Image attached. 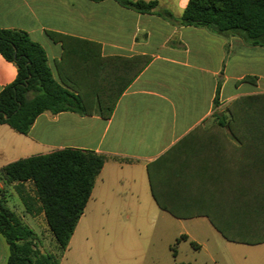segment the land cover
<instances>
[{
  "label": "crops",
  "instance_id": "1",
  "mask_svg": "<svg viewBox=\"0 0 264 264\" xmlns=\"http://www.w3.org/2000/svg\"><path fill=\"white\" fill-rule=\"evenodd\" d=\"M156 1L155 12L139 13L115 0H0V28L23 30L38 43L54 78L62 49L46 31L95 42L101 56L150 57L108 118L44 111L23 137L1 124L6 151L33 149L14 160L64 147L102 154L106 158L88 198L102 203L158 206L148 166L162 204L213 205L222 190L225 202L227 191L231 200L238 163L233 137L218 121L237 96L264 93V46L249 43L240 32L218 34L159 14L166 10L178 18L188 0ZM15 76V65L0 54V91ZM240 159L242 175V152ZM19 217L29 226L35 219ZM41 218L48 229L43 213ZM253 248L264 252L260 245ZM7 254L0 235V264Z\"/></svg>",
  "mask_w": 264,
  "mask_h": 264
},
{
  "label": "trees",
  "instance_id": "2",
  "mask_svg": "<svg viewBox=\"0 0 264 264\" xmlns=\"http://www.w3.org/2000/svg\"><path fill=\"white\" fill-rule=\"evenodd\" d=\"M115 1L139 13H153L157 6L156 0ZM159 14L168 20L206 27L218 34L240 32L249 43L264 46V0H188L178 18L166 10ZM46 34L52 41L59 42L62 49L60 59L55 61L57 78L52 75L43 48L25 31L0 28V54L16 67L15 79L0 91V125L6 124L20 134H26L36 116L44 111L97 112L100 117L108 118L122 91L150 60L148 55L101 56L100 46L95 42L54 31H46ZM247 78L249 76L244 77ZM91 103L96 104L97 109L90 108ZM225 110L218 125L226 126L228 134L232 135L234 158L237 157L238 163L231 200L227 191L225 202L222 190L213 205L162 204L148 166L151 192L158 207L174 217L203 215L228 241L262 243L264 93L237 96ZM105 158L93 150L64 147L8 162L0 168V179L17 184L31 182L34 195L29 201L31 206L36 205L31 209L43 213L61 252L66 249L83 213ZM22 201L27 208L26 200L22 198ZM5 202V196L0 193V235L8 247L6 264H60L53 253L37 249L34 230L6 208ZM181 236L185 238L184 234Z\"/></svg>",
  "mask_w": 264,
  "mask_h": 264
},
{
  "label": "rangeland",
  "instance_id": "3",
  "mask_svg": "<svg viewBox=\"0 0 264 264\" xmlns=\"http://www.w3.org/2000/svg\"><path fill=\"white\" fill-rule=\"evenodd\" d=\"M29 152L33 149L11 153L0 142V168ZM0 185L4 206L26 219L35 217L29 224L37 235V249L53 253L60 264H264V252L254 253L253 248L264 247V243L228 241L205 217L177 218L153 202L127 206L93 198L87 201L66 249L60 252L51 232L43 228L41 212H34L36 205H30L29 197L34 195L31 182L12 185L0 179Z\"/></svg>",
  "mask_w": 264,
  "mask_h": 264
}]
</instances>
